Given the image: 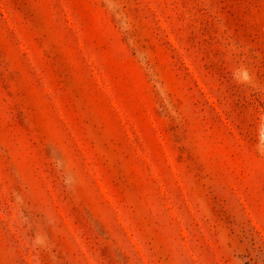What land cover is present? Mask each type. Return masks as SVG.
Returning a JSON list of instances; mask_svg holds the SVG:
<instances>
[{
  "label": "rangeland",
  "instance_id": "1",
  "mask_svg": "<svg viewBox=\"0 0 264 264\" xmlns=\"http://www.w3.org/2000/svg\"><path fill=\"white\" fill-rule=\"evenodd\" d=\"M264 0H0V264H264Z\"/></svg>",
  "mask_w": 264,
  "mask_h": 264
},
{
  "label": "crops",
  "instance_id": "2",
  "mask_svg": "<svg viewBox=\"0 0 264 264\" xmlns=\"http://www.w3.org/2000/svg\"><path fill=\"white\" fill-rule=\"evenodd\" d=\"M261 26H262V30L264 32V11H263L262 16H261Z\"/></svg>",
  "mask_w": 264,
  "mask_h": 264
}]
</instances>
